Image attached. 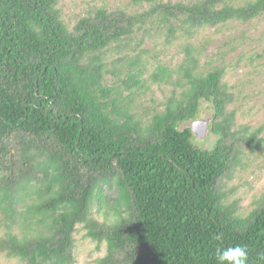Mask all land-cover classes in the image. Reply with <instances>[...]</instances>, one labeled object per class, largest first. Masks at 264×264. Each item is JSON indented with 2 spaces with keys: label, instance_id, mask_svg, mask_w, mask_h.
I'll list each match as a JSON object with an SVG mask.
<instances>
[{
  "label": "trees",
  "instance_id": "16d2710c",
  "mask_svg": "<svg viewBox=\"0 0 264 264\" xmlns=\"http://www.w3.org/2000/svg\"><path fill=\"white\" fill-rule=\"evenodd\" d=\"M60 1L0 0V254L73 264L84 225L107 244L98 264H217L216 250L236 245L247 248V264H264V199L247 217L226 202V182L260 144L237 126L226 70L197 73L191 58L180 98L143 124L105 85L103 56L157 12L193 35L264 16V0H200L132 16L100 9L73 30ZM202 100L212 102L211 131L220 135L212 151L180 129ZM107 186L118 190L114 218L99 221L92 209L105 204Z\"/></svg>",
  "mask_w": 264,
  "mask_h": 264
},
{
  "label": "rangeland",
  "instance_id": "374dc122",
  "mask_svg": "<svg viewBox=\"0 0 264 264\" xmlns=\"http://www.w3.org/2000/svg\"><path fill=\"white\" fill-rule=\"evenodd\" d=\"M200 0H61L62 20L70 30L98 10L122 11L128 15L151 13L162 5L183 3L192 5ZM256 0H228L232 6H244ZM172 28V31L170 30ZM187 26L171 19L165 22L162 12L155 13L138 26L132 37L112 44L103 54L106 60L105 85L113 89V97L127 107L136 119L148 123L163 112L172 98H180L187 82L184 67L194 58L197 73L216 67L227 72V82L235 95L232 107L237 111V126L244 132L257 133L260 144L251 145L232 179L226 182L227 203L238 205L237 214L247 217L264 199V16L248 23L230 21L215 27H205L188 34ZM214 108L202 100L194 120L180 126L193 128L194 122H208L205 136L194 134L196 147L212 151L220 135L211 131ZM105 204L94 203L93 216L99 221L114 218L118 190L104 187ZM24 210V208H20ZM5 217L0 214V237L7 232ZM18 233V232H17ZM107 254V244L94 242L84 225L75 233V262L98 264ZM0 264H24L18 259L0 254Z\"/></svg>",
  "mask_w": 264,
  "mask_h": 264
},
{
  "label": "clouds",
  "instance_id": "9594fccd",
  "mask_svg": "<svg viewBox=\"0 0 264 264\" xmlns=\"http://www.w3.org/2000/svg\"><path fill=\"white\" fill-rule=\"evenodd\" d=\"M217 264H247L248 250L245 246L236 245L216 250Z\"/></svg>",
  "mask_w": 264,
  "mask_h": 264
},
{
  "label": "water",
  "instance_id": "95a60500",
  "mask_svg": "<svg viewBox=\"0 0 264 264\" xmlns=\"http://www.w3.org/2000/svg\"><path fill=\"white\" fill-rule=\"evenodd\" d=\"M208 127V122H194L192 132L193 134H197L200 138H203Z\"/></svg>",
  "mask_w": 264,
  "mask_h": 264
}]
</instances>
